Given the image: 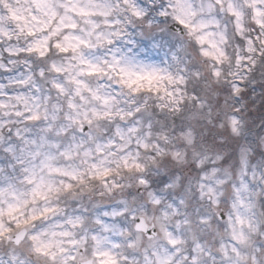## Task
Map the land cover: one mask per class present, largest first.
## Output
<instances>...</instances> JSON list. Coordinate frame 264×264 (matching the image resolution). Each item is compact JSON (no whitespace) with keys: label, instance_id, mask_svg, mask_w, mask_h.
<instances>
[{"label":"clouds","instance_id":"1","mask_svg":"<svg viewBox=\"0 0 264 264\" xmlns=\"http://www.w3.org/2000/svg\"><path fill=\"white\" fill-rule=\"evenodd\" d=\"M0 264H264V0H0Z\"/></svg>","mask_w":264,"mask_h":264}]
</instances>
